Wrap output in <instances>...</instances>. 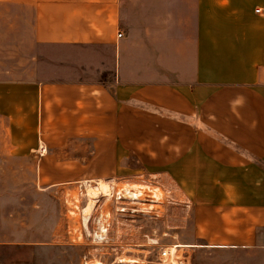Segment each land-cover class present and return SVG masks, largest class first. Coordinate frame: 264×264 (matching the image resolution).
Instances as JSON below:
<instances>
[{
    "label": "crops",
    "instance_id": "crops-1",
    "mask_svg": "<svg viewBox=\"0 0 264 264\" xmlns=\"http://www.w3.org/2000/svg\"><path fill=\"white\" fill-rule=\"evenodd\" d=\"M1 130L40 185L135 159L183 245L263 253L264 0H0Z\"/></svg>",
    "mask_w": 264,
    "mask_h": 264
},
{
    "label": "rangeland",
    "instance_id": "rangeland-1",
    "mask_svg": "<svg viewBox=\"0 0 264 264\" xmlns=\"http://www.w3.org/2000/svg\"><path fill=\"white\" fill-rule=\"evenodd\" d=\"M1 131L0 147L7 143V136L11 137ZM30 158L25 154L20 160L23 164L18 165L10 149H0V264H173L165 253L175 245V263L261 264V259L264 264V252L249 256L183 245L192 237L190 219L183 227L176 201L159 206L148 189L137 199L115 192L109 197L100 196L86 226L73 207L78 195H81L78 206L87 205L86 180L59 186L40 185L35 180L38 167ZM100 177H123L121 181L125 184L134 180L143 183L152 176L135 159H130L126 165L100 166ZM113 199V203H107ZM104 203L106 216L112 206L115 210L128 207V213L120 215L115 227L113 222L105 227L107 231L96 214ZM185 217L187 220V214ZM102 232L104 237H99ZM126 257L138 261H123ZM252 257L258 258V262L246 261Z\"/></svg>",
    "mask_w": 264,
    "mask_h": 264
},
{
    "label": "bare ground",
    "instance_id": "bare-ground-1",
    "mask_svg": "<svg viewBox=\"0 0 264 264\" xmlns=\"http://www.w3.org/2000/svg\"><path fill=\"white\" fill-rule=\"evenodd\" d=\"M86 197H87V205L84 208H81L78 206V202L80 201L81 195H78L75 197L76 201L74 202V211L75 213H78L77 210L79 211V214L83 220L84 225L87 226L88 221L91 217V212L95 205L97 204L98 198L100 196H111L113 195L114 191L116 192L115 195H121L128 197L130 199H137L140 198L142 195H144L145 191L151 190L152 192V197L155 201L158 202V200L161 199L163 192L157 188V187H151L146 184H137V183H127L123 187L114 190V185L113 183L106 181V180H97V181H86ZM83 195V194H82ZM120 197V196H119ZM74 198V197H73ZM103 226V225H102ZM101 226V227H102ZM105 229L104 227H102ZM106 230V229H105ZM107 231V230H106ZM105 231V232H106ZM98 234V233H97ZM99 237H104V233H99ZM102 239V238H101ZM177 252V246H171L168 248L167 252L165 253V256L167 259H171V263L173 264H187L185 261H182L181 263H175L173 260L174 254ZM120 258V257H119ZM123 261H128L132 263H137L138 260L136 259H130V258H122Z\"/></svg>",
    "mask_w": 264,
    "mask_h": 264
},
{
    "label": "built area",
    "instance_id": "built-area-1",
    "mask_svg": "<svg viewBox=\"0 0 264 264\" xmlns=\"http://www.w3.org/2000/svg\"><path fill=\"white\" fill-rule=\"evenodd\" d=\"M118 35H119V36H122V35H123V32L120 31Z\"/></svg>",
    "mask_w": 264,
    "mask_h": 264
}]
</instances>
